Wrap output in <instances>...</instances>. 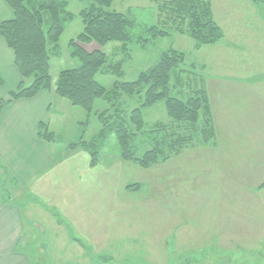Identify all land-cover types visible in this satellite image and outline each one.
Here are the masks:
<instances>
[{"label": "rangeland", "instance_id": "obj_1", "mask_svg": "<svg viewBox=\"0 0 264 264\" xmlns=\"http://www.w3.org/2000/svg\"><path fill=\"white\" fill-rule=\"evenodd\" d=\"M168 1H113L110 10L133 20L134 40L124 51L115 42L97 48L111 62L121 61L122 76L98 74L94 80L106 89L114 81H134L162 52L172 49L184 55L181 83L172 78V94L186 100L192 92H205L210 118L201 114L195 125H178L169 120L163 103L141 110L144 128L136 133L137 157L154 142L164 141L158 145L162 151L172 147L167 159L158 158L147 169L122 161L114 135L107 137L99 156H115L121 164L115 171L120 172L118 183L123 184L112 219L117 251L110 256L115 258L104 256L100 262L264 264V0H209L222 36L206 46L175 32L159 10ZM89 3L67 1L74 18L64 25L58 55L49 62L52 85L60 71L80 65L68 43L81 33L78 13ZM151 26L168 36L151 38ZM63 101L74 110L54 103L57 110L50 119L57 140L65 138L67 149L80 139L89 143L100 122ZM141 101V96L123 98V107L130 111ZM103 107L96 101L93 109Z\"/></svg>", "mask_w": 264, "mask_h": 264}, {"label": "trees", "instance_id": "obj_2", "mask_svg": "<svg viewBox=\"0 0 264 264\" xmlns=\"http://www.w3.org/2000/svg\"><path fill=\"white\" fill-rule=\"evenodd\" d=\"M4 1L12 11V18L0 23V38L13 52L15 67L22 79L9 98H33L39 92L50 89L49 62L58 55L57 42L64 25L74 15L67 10L68 0ZM113 1L89 0V5L78 13L83 28L68 45L72 47L71 56L77 58L80 65L58 73L55 93L73 107L82 109L88 117L95 116L101 126L89 143L80 139L68 149L86 150L93 167L98 162L101 146L113 134L120 159L147 169L156 164L158 158L167 159L172 147L165 152L158 146L164 141L154 142L152 148L137 157L136 133L144 128L141 110L163 103L166 115L174 124L195 125L201 114L209 117V107L205 92H192L194 95L186 100L172 94L171 80L176 78L178 84L181 83L178 76L184 62V55L172 49L162 52L155 64L139 73L134 81H114L111 88L106 89L94 80L98 74L122 76L121 61L111 62L110 56L97 48L115 42L124 51L134 40L131 33L133 20L110 10ZM159 10L171 21L175 32L188 35L196 46L212 45L221 39V30L212 18L209 0H172L165 2ZM147 33L151 38L168 36L157 26H151ZM136 41H140L139 38ZM90 45L95 49L88 51L83 47ZM26 80L29 81L28 86L24 85ZM135 96L142 97L139 108L126 111L123 98L131 100ZM96 101H101L104 107L94 110ZM36 136L45 141L54 139L45 125L38 126Z\"/></svg>", "mask_w": 264, "mask_h": 264}, {"label": "crops", "instance_id": "obj_3", "mask_svg": "<svg viewBox=\"0 0 264 264\" xmlns=\"http://www.w3.org/2000/svg\"><path fill=\"white\" fill-rule=\"evenodd\" d=\"M11 18L10 7L0 0V23ZM0 80V264H101L104 256L114 259L112 219L123 184L115 171L121 164L115 156H99L92 167L86 150H68L65 138L57 140L50 119L54 103L74 109L56 95L54 83L33 98H9L22 79L2 38ZM39 125L55 138H38ZM25 199L28 203L20 204Z\"/></svg>", "mask_w": 264, "mask_h": 264}]
</instances>
